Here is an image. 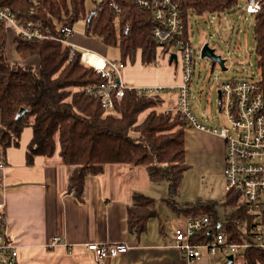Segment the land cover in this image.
<instances>
[{
    "label": "trees",
    "instance_id": "16d2710c",
    "mask_svg": "<svg viewBox=\"0 0 264 264\" xmlns=\"http://www.w3.org/2000/svg\"><path fill=\"white\" fill-rule=\"evenodd\" d=\"M87 0H0V6L14 11L23 22H40L46 33L58 36L61 28H75L85 21V35L100 40L106 47H117L121 63L134 64L138 53L144 66L157 65L159 46L153 30L156 26L152 11L139 8L131 0H103L94 10L86 7ZM95 4L97 0H94ZM185 28L183 36L190 41V18L193 15H222L241 11L246 0H177ZM122 8L117 14L112 5ZM261 10L252 14L258 82L264 95V0ZM130 30L125 34V28ZM22 59L37 60V64L13 63L7 55L8 37L0 22V149L5 154L18 146L27 127L33 137L27 149V162L38 155L53 158L59 155L65 165L76 170L69 177V192L83 203L85 179L101 175L104 165L120 163L130 167H145L154 184L166 183L168 206L180 217L208 216L212 225L195 236L194 242L212 239L220 224L219 209L225 210L228 240L242 244L254 243L256 215L242 198V193L228 191L222 202L216 200L180 204L186 162V130L189 128L182 112L158 111L163 97L147 95L128 87L122 100H114L113 112H107L98 97L86 94L88 87L105 86L107 81L95 68L82 62V53L56 40L11 39ZM162 53L170 47L161 48ZM26 113L16 118L19 111ZM140 120L142 114H145ZM128 207L127 224L137 239L148 230V222L159 217L157 199L143 192L133 193ZM237 264H264V248L252 246L236 256ZM229 263V264H234ZM228 264V263H227Z\"/></svg>",
    "mask_w": 264,
    "mask_h": 264
},
{
    "label": "crops",
    "instance_id": "0c3cea01",
    "mask_svg": "<svg viewBox=\"0 0 264 264\" xmlns=\"http://www.w3.org/2000/svg\"><path fill=\"white\" fill-rule=\"evenodd\" d=\"M74 39L77 45L112 60L107 56L109 47L97 38L80 36L75 31ZM14 48L15 52L9 54L13 63L37 64L36 59L20 58ZM124 66L121 81L128 87H162L165 83L161 68L144 66L141 53L134 64L128 62ZM32 137L33 129L27 127L18 146H10L5 154L0 149V159L7 165L0 181V203L5 204L10 239L19 246V264H96L86 247L89 243L130 244L127 253L107 258L103 264H187L173 238V230L184 229L187 219L174 210L171 216L167 184H153L145 167L110 163L104 165L103 174L85 179V200L81 203L68 190L69 177L76 170L73 165H65L59 155L53 158L38 155L32 164L27 162ZM185 137L186 162L190 167L184 173L183 185L196 188L195 195L185 201L222 202L227 195L221 193L226 185L224 140L212 132L190 127ZM134 192L156 198L159 212L158 218L149 220L148 230L140 239L127 224V209ZM219 222V226L225 225ZM55 237L60 243L52 247Z\"/></svg>",
    "mask_w": 264,
    "mask_h": 264
},
{
    "label": "built area",
    "instance_id": "2783aa9c",
    "mask_svg": "<svg viewBox=\"0 0 264 264\" xmlns=\"http://www.w3.org/2000/svg\"><path fill=\"white\" fill-rule=\"evenodd\" d=\"M143 10L152 11L157 23L153 36L160 48L169 46L175 50L177 64L181 65L182 81L177 86H170L169 90L178 94L177 110L182 112L190 128L214 133L225 142L224 178L226 179L225 193L237 191L242 193L244 202L253 209L258 222L254 229V243L245 240L242 244L228 240L225 225H220L213 233L212 239L205 243L202 240L194 242L199 231L212 225L211 219L204 215L199 218L186 217L187 225L184 229L173 230L175 246L186 258L187 264H229L232 255L236 256L244 249L252 246L264 248V95L260 91L257 81L231 80L221 84L220 107L221 113L228 125L209 127L199 120L191 108L190 85L195 74V55L197 51L191 42L183 36L185 23L181 7L177 0H131ZM262 0H246L241 7V13L251 16L261 10ZM103 3L97 0L96 7ZM112 8L121 14L122 8L114 3ZM0 22L7 31L8 40L24 37L27 40L53 39L71 47L72 56L80 50L82 62L94 67L96 72L105 78V86L94 85L88 87L86 94L100 98L101 105L108 113L114 110V100H122L124 90L128 88L121 81L124 63L107 60L96 52L77 45L74 42L75 28L65 25L58 36L46 33L40 22H23L18 15L8 7L0 6ZM130 26L125 28V34ZM201 54V48L198 49ZM173 52V53H174ZM102 58L101 64L92 63L91 57ZM168 87L152 86L137 88L147 95H159ZM5 160L0 159V181L6 168ZM55 237L51 246L60 243ZM87 249L93 254L96 264H103L107 258L123 255L130 249L129 243H89ZM19 246L10 239L7 228L5 204L0 203V264H19Z\"/></svg>",
    "mask_w": 264,
    "mask_h": 264
},
{
    "label": "rangeland",
    "instance_id": "374dc122",
    "mask_svg": "<svg viewBox=\"0 0 264 264\" xmlns=\"http://www.w3.org/2000/svg\"><path fill=\"white\" fill-rule=\"evenodd\" d=\"M243 6L242 3H240ZM86 7L89 11L95 9L94 0H87ZM76 33L85 35V21H78L75 26ZM254 19L253 16L242 14L237 10L236 13L218 15H193L190 18V42L193 48L197 51L195 55V74L190 85L191 93V108L195 115L207 126L228 125L224 116L221 113L219 101V89L221 84L231 80H250L259 81L261 79L257 69L256 52H255V36H254ZM10 39L7 45V55L10 59V53L15 52V46ZM75 42V39H74ZM209 44V47L216 50V53L225 60L227 70L222 71L219 65L212 70V64L209 59H202L198 49H202L204 45ZM159 58L157 65L161 68L162 77L165 83L162 87H168L160 95L164 99L163 106L159 107L158 111L167 112L168 108L177 107V94L169 90L170 86H177L181 83L182 70L181 65H176L175 62L170 64V59L175 50L162 53L159 48ZM107 56L112 60L121 61V52L117 47H109ZM174 52V53H173ZM16 58V57H15ZM128 64V62L126 63ZM125 64V65H126ZM153 64L152 67H157ZM146 66V67H151ZM145 114H142L140 120H143ZM190 179V178H189ZM194 182V180L191 178ZM166 184V183H165ZM224 187L221 193L225 194ZM196 188L192 185H183L180 190L179 203H186V199L193 197ZM181 199V200H180ZM171 209V208H170ZM225 210L219 209L220 220H225ZM173 209H171V216ZM240 263L236 260L234 264Z\"/></svg>",
    "mask_w": 264,
    "mask_h": 264
},
{
    "label": "water",
    "instance_id": "95a60500",
    "mask_svg": "<svg viewBox=\"0 0 264 264\" xmlns=\"http://www.w3.org/2000/svg\"><path fill=\"white\" fill-rule=\"evenodd\" d=\"M201 58L202 59H209L211 61V64H212V70L215 68V66L219 65L222 69V71H226L227 68H226V65H225V60L222 59L221 56H219L217 53H216V50L215 49H212L209 47V44H206L203 46V48L201 49ZM172 61H175L177 62V55L174 53L172 54L171 56V60H170V63ZM220 98H221V92H219V101H220ZM20 113L17 115V119L21 116H23L25 113H26V109L25 108H22L20 111ZM234 260V257L231 255L229 257V261L230 263Z\"/></svg>",
    "mask_w": 264,
    "mask_h": 264
},
{
    "label": "bare ground",
    "instance_id": "6f19581e",
    "mask_svg": "<svg viewBox=\"0 0 264 264\" xmlns=\"http://www.w3.org/2000/svg\"><path fill=\"white\" fill-rule=\"evenodd\" d=\"M91 62L93 63H97V64H101L102 62H103V60H102V58H100V57H97V56H93V57H91Z\"/></svg>",
    "mask_w": 264,
    "mask_h": 264
}]
</instances>
